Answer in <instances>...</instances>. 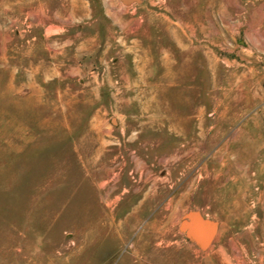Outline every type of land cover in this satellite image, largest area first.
<instances>
[{"label": "rangeland", "instance_id": "374dc122", "mask_svg": "<svg viewBox=\"0 0 264 264\" xmlns=\"http://www.w3.org/2000/svg\"><path fill=\"white\" fill-rule=\"evenodd\" d=\"M263 209L264 0H0V264H264Z\"/></svg>", "mask_w": 264, "mask_h": 264}, {"label": "water", "instance_id": "95a60500", "mask_svg": "<svg viewBox=\"0 0 264 264\" xmlns=\"http://www.w3.org/2000/svg\"><path fill=\"white\" fill-rule=\"evenodd\" d=\"M123 1L128 3L137 0ZM182 228L187 231L189 238L202 249H206L214 242L218 232L216 224L196 213L191 215L189 221H184L182 223Z\"/></svg>", "mask_w": 264, "mask_h": 264}, {"label": "bare ground", "instance_id": "6f19581e", "mask_svg": "<svg viewBox=\"0 0 264 264\" xmlns=\"http://www.w3.org/2000/svg\"><path fill=\"white\" fill-rule=\"evenodd\" d=\"M264 210V209H263Z\"/></svg>", "mask_w": 264, "mask_h": 264}]
</instances>
